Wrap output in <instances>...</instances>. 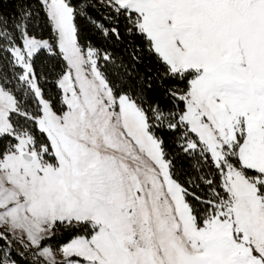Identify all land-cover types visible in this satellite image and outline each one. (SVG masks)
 Segmentation results:
<instances>
[{
  "label": "snow or ice",
  "instance_id": "snow-or-ice-1",
  "mask_svg": "<svg viewBox=\"0 0 264 264\" xmlns=\"http://www.w3.org/2000/svg\"><path fill=\"white\" fill-rule=\"evenodd\" d=\"M13 3L0 264H264V0Z\"/></svg>",
  "mask_w": 264,
  "mask_h": 264
},
{
  "label": "trees",
  "instance_id": "trees-1",
  "mask_svg": "<svg viewBox=\"0 0 264 264\" xmlns=\"http://www.w3.org/2000/svg\"><path fill=\"white\" fill-rule=\"evenodd\" d=\"M14 7L15 5L13 3V0H0V9H2L4 12L10 14ZM80 27L84 35H91V32L89 31V26L85 22L81 21Z\"/></svg>",
  "mask_w": 264,
  "mask_h": 264
}]
</instances>
